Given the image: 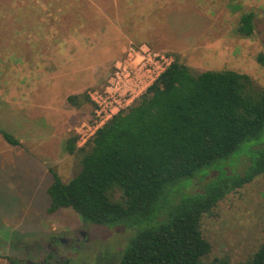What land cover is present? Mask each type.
I'll return each instance as SVG.
<instances>
[{"label": "rangeland", "instance_id": "rangeland-1", "mask_svg": "<svg viewBox=\"0 0 264 264\" xmlns=\"http://www.w3.org/2000/svg\"><path fill=\"white\" fill-rule=\"evenodd\" d=\"M73 5L76 12L72 10L67 15L68 26L56 33L57 43L66 39L67 46L75 47L77 53L91 48L92 39L91 61H80L82 57L71 60L68 51L55 53L51 62L43 60L46 54H39L41 71L51 63L65 72L71 66L66 64L69 61L83 69L113 61L129 43L146 44L155 51L174 54L193 71L231 70L248 75L258 88L264 89V0H73ZM247 12L254 14V32L250 37H241L236 27L240 15ZM9 15L14 21L12 26H6L5 10L0 9V130L17 139L19 145H9L0 135V264H11L9 259L20 261L19 264H52L54 257H47L49 244H57L58 239H74L79 232L85 236L56 246L62 260L67 259L70 264H117L130 239L126 229L83 223L71 209L48 214L46 193L52 182L50 169L64 183L79 172L80 161L67 155L64 141L75 136L86 119L84 114L89 113L90 104L82 96L87 97L88 90L105 84L111 66L100 85H90L92 68L85 70L74 86L42 82L37 94L31 96L33 102L28 104L26 100L24 107L17 109L7 102L9 87L5 85L11 65L23 63L13 50L2 51V42L7 44L5 49L12 47L6 36L19 24L16 14ZM102 16L105 19L101 23ZM33 33L38 34L34 30L27 34ZM111 33L120 37L114 41L108 36ZM15 38L13 41L18 43ZM34 49L37 55L38 46ZM46 91L51 93L53 102L45 97ZM69 96H78L80 107L68 104ZM16 114L22 116L21 120ZM51 123L59 128L52 133L46 126ZM260 141L253 150L264 149V134ZM248 145L242 146L224 170L235 174L244 171L253 151ZM202 232L211 244L206 259L248 261L264 242V173L219 203L212 215L203 219Z\"/></svg>", "mask_w": 264, "mask_h": 264}, {"label": "trees", "instance_id": "trees-1", "mask_svg": "<svg viewBox=\"0 0 264 264\" xmlns=\"http://www.w3.org/2000/svg\"><path fill=\"white\" fill-rule=\"evenodd\" d=\"M253 22L252 12L241 14L236 33L250 37ZM172 55L173 65L86 148L66 140L80 170L67 183L49 170L47 212L71 209L83 223L125 228L130 239L117 264H264V242L245 262L206 259L211 244L202 232L219 203L264 173V149H252L264 134V89L246 74L196 72ZM78 98L67 102L78 108ZM245 144L253 151L244 171L224 170Z\"/></svg>", "mask_w": 264, "mask_h": 264}, {"label": "crops", "instance_id": "crops-1", "mask_svg": "<svg viewBox=\"0 0 264 264\" xmlns=\"http://www.w3.org/2000/svg\"><path fill=\"white\" fill-rule=\"evenodd\" d=\"M67 6L69 7V9H67ZM73 6H74L73 0H0V7L2 8V10H5V14H6V16L4 17L6 26L8 23H10L12 26V23H13V21L10 18L9 13L16 14L19 20L18 26L15 27L16 30L15 31L13 30L14 32L9 34V36H6L8 42L12 44V47L5 49V46L7 44L2 42V51L4 52V51L13 50V52L19 55L23 63V65L22 64L21 65H11V68L8 69V71H11L10 77L6 79L7 85H5L9 87L8 96L10 97V100L7 102L11 105H15L17 109L19 107L21 108L24 107V102L26 100L28 104L30 102H33V99L31 96L33 95L35 96L37 94L36 89L38 87V84H41L42 82H47L45 85H49L51 83L54 84L55 82L57 85L62 84L65 86H70V85L74 86L76 82L79 81L78 80L79 76L85 70H90V68H92L91 69L92 71L90 73H94L93 77H90V80L92 82V84L90 85H100L102 83L104 84L105 82L104 78L106 77V74H107L106 72L109 70L110 66H111V71H112L114 61L122 54V51H121V53L113 61L112 60L101 61L99 64L95 63L83 69H79L75 67L73 62L69 61L66 64L67 65L70 64L71 66L69 69L68 67H66L65 72L62 71V69H59V66H57L58 69H56V65H53L51 63L44 70L45 72L41 71L42 69L38 67V61H39L38 55L39 54L40 55L46 54L47 57H44L43 60H48L51 62L53 58H55V53L68 51L67 53L71 57V60L72 58L77 60V57H82L79 59L80 61H82L83 59L84 60L86 59L87 61H91L89 60V56L93 54L92 50L94 47V42L92 39H90V45H92L91 48L89 49L87 48L88 50L81 49L77 53H76L75 47L73 46L70 47V45L67 46V43H65L66 39L64 40L63 43L59 39V43H57L58 32L61 30H64L68 26V22L66 18L67 15L71 14L72 10L74 13L76 12L74 11ZM88 7L90 8V10L92 9L90 6ZM76 8L79 9L81 13H85L82 10L83 8L82 6H78ZM97 16H101V15H97ZM101 18H102V21H101L102 23L105 17L102 16ZM109 23L111 22L109 21ZM28 25L30 26L29 28L26 27ZM104 26L105 25H103V28ZM10 29L11 27L10 28L8 27L9 31ZM33 30L35 32H38V34H34V33L27 34ZM118 33L120 32L118 31ZM14 36H16V38ZM108 36H110L111 39H113L114 37V41H116L120 37L119 34L115 35L114 33H111ZM13 38L19 39V42L18 43L14 42ZM69 38L71 39L72 37H69ZM33 46L34 47L38 46L39 50H38L37 55L35 54V49ZM28 54H31L33 57L30 58ZM42 72L44 73V75L42 74L43 76L41 75ZM94 88H97V87H94ZM28 89H29L28 92L30 93L26 97L25 93H26V90ZM50 94L51 93L49 91H46L45 97L51 100L50 102H53L52 96ZM34 102H37V101L35 100ZM87 102L89 103V101ZM90 106L91 105H89V113L84 114L86 116V119H88L92 113V109ZM16 118L18 120H21L22 116H20L19 114H16ZM46 119H49V118L47 117ZM55 125L56 124L54 123H51V125H46L48 126L47 129L49 130V132L52 133L59 129ZM18 126H20L21 128L24 127V125H19V124ZM64 126L65 125H62V129L64 128ZM32 132H35V131H32ZM36 134L37 136L40 135V133L38 132ZM36 134L34 135L36 136ZM66 140L64 141V144Z\"/></svg>", "mask_w": 264, "mask_h": 264}, {"label": "built area", "instance_id": "built-area-1", "mask_svg": "<svg viewBox=\"0 0 264 264\" xmlns=\"http://www.w3.org/2000/svg\"><path fill=\"white\" fill-rule=\"evenodd\" d=\"M174 61L171 53L155 51L146 44H127L105 84L87 91L92 113L75 132L76 148H86L101 128L143 97Z\"/></svg>", "mask_w": 264, "mask_h": 264}, {"label": "flooded vegetation", "instance_id": "flooded-vegetation-1", "mask_svg": "<svg viewBox=\"0 0 264 264\" xmlns=\"http://www.w3.org/2000/svg\"><path fill=\"white\" fill-rule=\"evenodd\" d=\"M85 236V234L84 233H82V232H79L78 234H75L74 235V239H70V238H68V239H58V241H57V244L55 243H51V244H49V248H47V253H48V255H47V257L49 258V256H51V257H54V261H63L62 260V257H60L59 256V253L58 252H61L59 249H57L56 248V246L58 245V246H65L69 241H72V242H76L78 239H79V237H84ZM78 238V239H77ZM58 242H60V243H58ZM51 245V246H50ZM26 264H33V263H30V262H26ZM46 264H49V263H46Z\"/></svg>", "mask_w": 264, "mask_h": 264}, {"label": "water", "instance_id": "water-1", "mask_svg": "<svg viewBox=\"0 0 264 264\" xmlns=\"http://www.w3.org/2000/svg\"><path fill=\"white\" fill-rule=\"evenodd\" d=\"M18 263H20V261H18Z\"/></svg>", "mask_w": 264, "mask_h": 264}]
</instances>
